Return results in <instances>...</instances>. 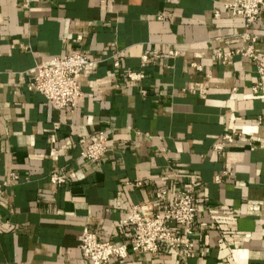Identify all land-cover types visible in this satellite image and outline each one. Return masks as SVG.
Returning <instances> with one entry per match:
<instances>
[{
  "label": "crops",
  "instance_id": "crops-1",
  "mask_svg": "<svg viewBox=\"0 0 264 264\" xmlns=\"http://www.w3.org/2000/svg\"><path fill=\"white\" fill-rule=\"evenodd\" d=\"M230 1L0 0V264H91L84 229L129 242L133 206L152 216L156 191L169 202L194 183L190 256L162 247L108 264H264V91L252 89L264 59L216 58L246 45ZM253 30L264 55V11ZM79 51L96 63L74 111L28 90L36 64ZM99 133L106 150L89 163L80 152ZM60 168L69 181L51 183Z\"/></svg>",
  "mask_w": 264,
  "mask_h": 264
},
{
  "label": "built area",
  "instance_id": "built-area-1",
  "mask_svg": "<svg viewBox=\"0 0 264 264\" xmlns=\"http://www.w3.org/2000/svg\"><path fill=\"white\" fill-rule=\"evenodd\" d=\"M39 1L21 0V6L28 9L32 3ZM224 7L231 16H240L243 19L245 30L239 36L243 42H246V45L228 51L217 50L216 58L222 63L229 62L235 55L250 59H264V55L256 52L253 47L257 40V34L253 28L264 11V0H232L225 3ZM217 15L215 13V16ZM168 53L170 55L177 54L175 50H169ZM152 55L155 58L160 57V53L157 51H153ZM141 60L143 63L148 60L147 52L141 56ZM95 63L96 60L80 51L54 56L36 64L28 71L31 77L27 82V88L44 95L55 108L72 112L77 108L79 99L83 95L79 78ZM113 64L116 67L120 66L121 59L116 58ZM258 71L261 72L262 68L259 67ZM126 77L128 80L136 81L143 77V73L129 71ZM252 89L253 92L264 91L262 86H254ZM224 137L231 140V136L228 134ZM105 140V135L99 133L80 152V156L89 163L99 161L106 150ZM214 149L220 150L221 145L216 144ZM9 177L11 181H14L17 175L11 173ZM214 179L219 182L221 174L215 175ZM49 181L53 184L67 183L69 174L60 168L50 174ZM4 185H8V182H4ZM136 185H139V182ZM196 185L198 183H194L190 188L178 189L169 202L164 201V191H156L155 197L160 201V206L159 210L152 216H144L140 213L138 206H133L129 216L120 221L131 234L129 242H110L84 229L78 244L82 255L91 264H108L110 258H125L129 251L156 253L162 247H167L174 250L181 259L187 258L191 254L192 242L190 237L193 234L197 211L194 205L193 192V187ZM1 196L2 191H0Z\"/></svg>",
  "mask_w": 264,
  "mask_h": 264
}]
</instances>
